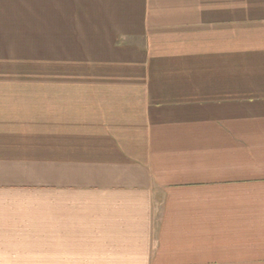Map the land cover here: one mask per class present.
<instances>
[{
  "label": "crops",
  "instance_id": "1",
  "mask_svg": "<svg viewBox=\"0 0 264 264\" xmlns=\"http://www.w3.org/2000/svg\"><path fill=\"white\" fill-rule=\"evenodd\" d=\"M0 264H264V0H0Z\"/></svg>",
  "mask_w": 264,
  "mask_h": 264
},
{
  "label": "rangeland",
  "instance_id": "2",
  "mask_svg": "<svg viewBox=\"0 0 264 264\" xmlns=\"http://www.w3.org/2000/svg\"><path fill=\"white\" fill-rule=\"evenodd\" d=\"M55 22V21H54Z\"/></svg>",
  "mask_w": 264,
  "mask_h": 264
}]
</instances>
